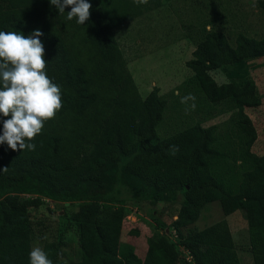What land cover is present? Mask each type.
<instances>
[{"label":"trees","instance_id":"1","mask_svg":"<svg viewBox=\"0 0 264 264\" xmlns=\"http://www.w3.org/2000/svg\"><path fill=\"white\" fill-rule=\"evenodd\" d=\"M176 1L89 0L90 19L79 25L66 18L70 7L60 15L49 0H0V31L43 33L47 75L61 86L63 102L30 141L34 151L0 144V169L8 167L0 171V264H30L31 213L46 200L80 202L70 217L62 216L77 238L72 252L60 240L41 238L53 264H242L227 219L195 227L214 203L226 217L246 212L253 262L264 264V155L253 152L258 132L246 112L262 100L254 80L219 84L210 74L264 57V36L239 33L236 47L215 29L193 37L187 67L211 102H236L237 131L196 124L160 139L168 102L157 87L141 96L115 30ZM255 2L264 18V0ZM172 145L179 148L175 155ZM124 192L152 206L182 196L171 225L156 219L145 258L134 247L121 249Z\"/></svg>","mask_w":264,"mask_h":264},{"label":"rangeland","instance_id":"2","mask_svg":"<svg viewBox=\"0 0 264 264\" xmlns=\"http://www.w3.org/2000/svg\"><path fill=\"white\" fill-rule=\"evenodd\" d=\"M211 29L226 34L233 47L237 45L239 33L251 38L264 36V18L255 0H178L146 16L115 30L128 68L139 88L146 97L154 87L161 90L166 100L163 121L157 128L160 139H166L196 124L219 125L222 130L228 127L237 131L232 120L236 108L233 99L211 102L205 95L193 71L187 67L194 49L192 38ZM219 83L238 82L244 85L249 80L257 84V94L262 100L258 108L246 110L258 132L253 147L257 155H264V57H253L241 63L223 66L210 72ZM196 97V108L186 113V105L181 97L188 94ZM191 104V101L189 102ZM127 216L124 221L121 249L134 247L136 253L145 258L150 238L156 232V219L171 225L177 219L182 196L175 202L148 203L135 202L126 192ZM80 202L59 204L46 200L38 209L32 210L34 223V247L42 248L44 240H60L69 253L77 245L74 229L66 231V221ZM222 219H227L242 264H254L250 251L248 222L244 210L225 216L218 203L208 205L198 222L197 229H203ZM137 231L139 234H135Z\"/></svg>","mask_w":264,"mask_h":264},{"label":"clouds","instance_id":"3","mask_svg":"<svg viewBox=\"0 0 264 264\" xmlns=\"http://www.w3.org/2000/svg\"><path fill=\"white\" fill-rule=\"evenodd\" d=\"M133 2L139 6L146 5L148 0ZM49 3L60 15L70 7L66 18L75 19L79 25L90 19L92 4L89 0H49ZM42 35L39 30L28 36L19 31H0V116L6 118L0 144H7L13 151H34L36 145L30 141L42 133L45 123L54 119L62 108L61 86L47 75L45 48L39 39ZM195 101L196 97L189 93L181 97L180 102L186 105L187 113L195 110ZM169 152L175 155L179 152L178 146H170ZM29 259L30 264H53L40 247L30 251Z\"/></svg>","mask_w":264,"mask_h":264}]
</instances>
